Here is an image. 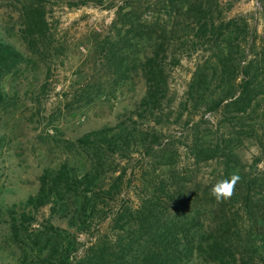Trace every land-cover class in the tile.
<instances>
[{
  "label": "trees",
  "instance_id": "1",
  "mask_svg": "<svg viewBox=\"0 0 264 264\" xmlns=\"http://www.w3.org/2000/svg\"><path fill=\"white\" fill-rule=\"evenodd\" d=\"M64 1L15 0L30 58H41L52 41L47 4ZM256 2L264 21V0ZM220 14V0H122L117 6L113 33L102 44L96 39L94 52L110 77L140 74L144 95L117 124L65 140L67 157L43 169L37 191L14 205L10 230L22 259L35 252L46 264H264V171L257 170L264 157V30L257 35L246 18ZM200 51L210 55L197 64L183 99L200 116L181 121L169 70ZM27 61L0 39V105L7 99L4 82ZM169 124L185 133L176 137ZM251 137L261 155L247 166L238 149ZM134 153L142 155L139 168L128 162ZM210 164L219 169L208 179L201 170ZM232 174L241 177L234 195L217 203L212 186ZM48 205L87 240L78 244L49 221L31 228ZM77 245L82 249L73 256Z\"/></svg>",
  "mask_w": 264,
  "mask_h": 264
},
{
  "label": "rangeland",
  "instance_id": "2",
  "mask_svg": "<svg viewBox=\"0 0 264 264\" xmlns=\"http://www.w3.org/2000/svg\"><path fill=\"white\" fill-rule=\"evenodd\" d=\"M70 2L75 0L47 4L45 19L52 41L41 58H30L19 37L18 3L0 0V39L11 43L28 60L4 82L7 99L0 105V264H46L44 254L36 258L35 252H28L27 258L22 259L23 251L10 230L11 212L15 215L17 210L14 205L37 191L43 169L56 167L67 157L65 140L117 124L135 111L144 95L145 84L140 74L125 80L110 77L100 64L104 62L102 55L94 52L95 40L102 44L113 33L110 25L122 0H89L79 6ZM220 9L221 17L242 16L256 27L257 35L263 32L264 21L256 0H220ZM209 55V51L191 52L169 70V94L179 107L175 106V110L183 113L181 121L186 116L194 121L200 116L188 110L189 106L186 109L183 99L197 64ZM210 87L213 88L212 83ZM131 116L146 126L144 118ZM210 117L215 126L217 118ZM169 127L176 137L185 133L180 124ZM180 152L184 163V149ZM238 154L245 165H252L261 155V148L257 140L246 138L239 145ZM80 156L83 157L80 154L76 158ZM139 156L142 155L134 153L128 162L139 168ZM73 158L71 155L70 159ZM217 169V164H210L202 167L201 172L209 179ZM259 169L264 171V157L257 165ZM35 219L31 228L36 230L49 221L72 233L78 244L88 238L87 233L75 232L72 222L61 218L53 205L40 210ZM76 247L73 256H78L82 249L81 245Z\"/></svg>",
  "mask_w": 264,
  "mask_h": 264
},
{
  "label": "clouds",
  "instance_id": "3",
  "mask_svg": "<svg viewBox=\"0 0 264 264\" xmlns=\"http://www.w3.org/2000/svg\"><path fill=\"white\" fill-rule=\"evenodd\" d=\"M240 179L241 177L238 174H232L230 177L215 183L211 189V195L215 201L222 203L230 200Z\"/></svg>",
  "mask_w": 264,
  "mask_h": 264
}]
</instances>
